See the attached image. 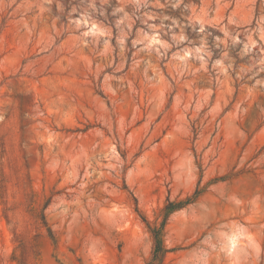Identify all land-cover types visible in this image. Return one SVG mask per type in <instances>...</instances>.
I'll return each mask as SVG.
<instances>
[{"label": "rangeland", "instance_id": "1", "mask_svg": "<svg viewBox=\"0 0 264 264\" xmlns=\"http://www.w3.org/2000/svg\"><path fill=\"white\" fill-rule=\"evenodd\" d=\"M197 192L163 264H264V0H0V264H151Z\"/></svg>", "mask_w": 264, "mask_h": 264}, {"label": "trees", "instance_id": "2", "mask_svg": "<svg viewBox=\"0 0 264 264\" xmlns=\"http://www.w3.org/2000/svg\"><path fill=\"white\" fill-rule=\"evenodd\" d=\"M198 197L199 192H197L192 199H188L185 202L175 204L169 201L163 211L164 221L160 224V226L152 227V225L145 219V217H142L143 221L148 225L151 236L154 241L153 259L151 264H163L164 258L169 252L164 244V231L167 218L175 211L181 209L184 205L194 202ZM49 233L50 237L54 240L53 233L51 230H49Z\"/></svg>", "mask_w": 264, "mask_h": 264}]
</instances>
